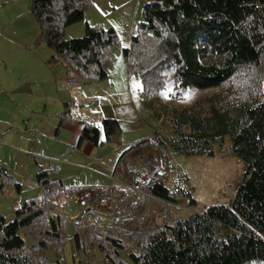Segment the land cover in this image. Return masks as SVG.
I'll return each mask as SVG.
<instances>
[{
  "label": "trees",
  "instance_id": "1",
  "mask_svg": "<svg viewBox=\"0 0 264 264\" xmlns=\"http://www.w3.org/2000/svg\"><path fill=\"white\" fill-rule=\"evenodd\" d=\"M89 3L31 0L30 4L38 24L34 45L50 48L47 62H61L64 80L71 84L105 79L110 51L118 44L112 26L86 21L80 36L65 38L64 28L83 20ZM122 54L126 74L139 80V94L156 116L160 112L153 111V99L167 87L172 88V97L186 88L215 92L180 106H161L169 132L124 147L114 171L118 166L119 175H131L125 157L144 145L160 149L166 165L165 149L212 156L214 145L227 142L230 153L244 164L233 199L226 205L191 209L169 224L146 227L137 218L143 195L170 203L186 197L188 204L196 205L184 173L170 187L157 171L147 181L148 192L137 196L109 235L95 219L93 225L77 219L69 224L58 213L65 197L88 186L50 179L52 168L37 161L39 198L23 200L9 221L0 215V264H64L66 242L78 264L79 252L85 254L87 264L96 251L103 264H264V0H145L142 18ZM72 105L71 99L63 102L54 134L79 120L71 113ZM81 121L75 148L84 141L121 143L116 118ZM7 182L20 189L8 170L0 167V187ZM26 235L33 238L31 243ZM48 249L54 260L46 256Z\"/></svg>",
  "mask_w": 264,
  "mask_h": 264
},
{
  "label": "rangeland",
  "instance_id": "2",
  "mask_svg": "<svg viewBox=\"0 0 264 264\" xmlns=\"http://www.w3.org/2000/svg\"><path fill=\"white\" fill-rule=\"evenodd\" d=\"M12 2L9 6L8 4L0 5V65L5 67L0 72L2 81L0 85V131L10 123L17 132L21 130L23 138L10 131L3 137V141H0V167H5L13 181L20 185L19 190H16L14 184L8 182L0 187V215L6 221L13 218L14 208L20 205L24 199L39 198L40 196L35 180V159L44 161L47 167L52 168L48 175L50 179L60 178L66 184L78 185L96 179V174L91 172V169L85 164L89 157L79 154L76 149L69 148L67 144L62 145L60 136H71L70 130L64 128L65 124L60 129L59 135L51 136L55 122L54 108L57 104L59 105L55 99L59 94H72L76 102V111L74 112L76 118L83 120L95 118L93 122L100 121H97L95 111L103 107L121 106L131 101L133 106L138 109L139 114L142 113V107L144 110L147 109L145 103L139 100V80L128 76L125 74L126 72L122 75L124 72L122 70L124 63L122 48L130 44L131 35L135 32L137 22L142 18V6L145 0H90L84 11V19L69 27H74L78 23L84 25V21H87L90 25L100 24L104 27L112 26L115 29L118 44L111 49L109 54L107 78L103 80L82 79L72 84L58 79L57 85H53V87L37 68L36 62L41 60L49 49L43 43L34 45L38 34V24L30 11L31 0H14ZM3 29L7 30L5 35L1 34ZM67 29L71 28L65 27L64 32H68ZM78 36L80 35L65 36V38ZM56 63L58 64L54 63L55 69L60 67V62ZM120 75H122L123 83L120 82ZM49 76H53V71L48 73ZM25 81L31 84L34 94H18L11 89L17 83ZM84 81H89V84L84 85ZM114 88L118 92L115 98L108 95L109 90ZM213 92L215 90L186 88L181 90L178 97H172L173 90L171 87H167L152 102L155 107L153 111L160 112V116H156L154 112L149 113L146 116V123L141 129L123 128L119 130L118 137L122 144L120 147L113 141L115 144L104 142L102 145L95 146L96 152L94 150L92 155L95 157H98L97 154L110 155L116 148L121 150L122 147H127L152 134L155 136L168 133L169 127L163 115L164 110H160L161 106H180L187 102H195L204 99ZM40 149L43 151L41 154L46 157L45 159L38 156L32 158L28 153L29 151L40 152ZM131 152H129L132 154L131 166L138 168L135 175L132 173L131 176L138 180L147 182L154 172L160 171L163 173L165 184L171 187L172 181L175 178H181V176L179 177L180 173H184L192 186L191 194L196 200V205L188 204L186 197L178 198L177 203L192 209H201L212 204H228L234 197L244 169L242 160L230 153L227 142L222 145H214L212 156L185 154L165 149L163 154L167 159V166L162 163V151L157 147L144 145ZM104 159H108V157ZM84 185L91 186L88 183ZM73 197V195L65 197L63 206L58 210V213L69 224L76 220L78 211ZM142 199H144V203L137 218L146 227H150L152 226L150 225L152 213L146 211V208L152 210L154 202L150 196L143 195ZM129 206L123 216L129 211ZM184 215L186 212L183 209L177 211V218ZM25 240L27 243H31L33 238L26 235ZM45 254L50 260L55 259V254L51 249L46 250ZM63 256L64 264H78L77 260L72 259L69 242L64 244ZM120 256L123 260H127L124 253H120ZM77 258L81 264H85L86 256L83 252H79ZM87 264H103L97 251Z\"/></svg>",
  "mask_w": 264,
  "mask_h": 264
},
{
  "label": "crops",
  "instance_id": "3",
  "mask_svg": "<svg viewBox=\"0 0 264 264\" xmlns=\"http://www.w3.org/2000/svg\"><path fill=\"white\" fill-rule=\"evenodd\" d=\"M12 1H14V0H0V5H7L8 4V6H9L10 4L13 3ZM72 25L73 24L66 26V28H71V29H67L68 32H64L65 36L69 37V36H74V35H81L83 32L84 25L78 23V25H75L74 27H69ZM6 31H7L6 29H3L1 31V34L5 35ZM48 49H49V51H47L45 53V55L41 58V60H38L36 62V64H37L38 71L41 74H43L47 80H49V82L51 83V85L53 87V85H55V86L57 85L58 79L64 80V70L65 69H64V66L61 62L59 63L60 67H58L56 69L54 68V65L58 64V63L54 64V63H48L47 62L48 58L52 55V51L50 50V48H48ZM123 62H124V60H123ZM4 68L5 67H2V65H0V72ZM122 70H124V72L122 74V75H124V73L126 72L125 71V63H123ZM50 71H53L52 77H50V76L48 77V73L50 74ZM122 75H120V82L121 83H123ZM126 77H127V75H126ZM1 83H2V81L0 80V85H1ZM83 84L84 85L89 84V81H84ZM11 89L14 90L15 92H17L18 94H27V95L34 94L33 87L31 86V84L29 82H26V81L20 82L19 84L17 83L15 85V87H12ZM109 92L110 93H108V95H111L114 98L118 94L117 89H115V88L110 89ZM43 94H45V92H43ZM73 97L74 96L72 94L68 95V94L64 93L63 95L59 94L57 99H55L57 101V103H59V105L57 104V106H55V108H54L55 109L54 110L55 111L54 112L55 122H54V126H53L51 136L55 137V136H57V134L59 135V131L63 127L62 126L59 129L57 134H54V128H55V125L57 123V113L63 110V102L70 100V99L73 101V105L71 106V113L73 116H75L74 112L76 111V108H75L76 102L74 101ZM139 100H140V102L145 103V100L141 96H140ZM145 106H147V105L145 104ZM146 108L147 109L144 110L142 107L141 109H142L143 115H142V113L139 114L138 109L133 106V103L131 101H129L125 105H121V106L119 105L116 107L115 106H109V107L99 108L100 110L95 111L96 115H97L96 119L98 121L102 117H113V118H116L118 120V123L120 126L119 130H122L123 128L124 129H130V130H137L139 128L141 129L142 127H144V125L146 123V116L149 114L148 107H146ZM77 115H79V114H77ZM78 117H80V116H78ZM78 119H81V118H78ZM88 120L95 121V118L94 119L89 118ZM4 127H5V129L0 131V134H1L0 141L1 142L3 141V137L10 131H11V133L15 134L16 136H18V137L20 136L21 138H23L21 136V134H22L21 130L19 132H17L16 128L13 127L12 124L8 123ZM81 127H82V121L81 120H78L73 124H65L64 128L67 130L68 129L70 130L71 136L70 137L69 136L68 137L60 136V137H62V139H60L62 141V145L67 144V146H69V148L76 149L79 154L81 153V154H84L86 157H89V160L85 164H87V166L91 169L90 170L91 172L96 174L95 175L96 179H91V180H89V182H83V185L88 183V184H91V186L93 185L96 187H107V186L112 184V178H113V172H114L116 159H117L118 154L120 153V151L124 147H122L121 150H120V148H116L110 155L109 154H103V155L97 154L98 157H95L92 155L94 150L96 152V149H94L95 146H98V145H93L90 142L84 141L79 145L78 148H75L74 146L77 142V138H78L79 132L81 130ZM113 144H115V143H113ZM115 145H118L120 147L122 144L120 143V144H115ZM26 151L28 152L29 150H26ZM41 151L42 150L40 149V152L29 151L28 153L31 154L30 156L32 158H36V156H38V157L45 159L46 157H44L41 154ZM99 152H101V151H99ZM105 157H108V159L103 160V158H105ZM35 162H37L36 159H35ZM39 162H41V161H39ZM131 163H132V154L128 153L125 157V166L128 170L134 171L133 175H135V173L138 171V168H136L135 166H131ZM70 185H78V184H70ZM38 188H39V186H38ZM38 191L40 192V188Z\"/></svg>",
  "mask_w": 264,
  "mask_h": 264
},
{
  "label": "built area",
  "instance_id": "4",
  "mask_svg": "<svg viewBox=\"0 0 264 264\" xmlns=\"http://www.w3.org/2000/svg\"><path fill=\"white\" fill-rule=\"evenodd\" d=\"M118 173L119 168L116 167L111 185L107 187L88 186L74 195V202L78 208L75 219L90 225H93L95 219L103 225L102 230L111 235L112 228L120 223L128 206L133 204L140 193L148 192L146 181ZM113 182L119 183L121 186L116 187ZM126 189H129L130 192H126ZM150 199L154 202L152 210L146 208V211L152 213L150 225L169 224L177 218L178 210L183 209L187 214L192 209L180 206L177 202L170 203L153 196H150Z\"/></svg>",
  "mask_w": 264,
  "mask_h": 264
}]
</instances>
